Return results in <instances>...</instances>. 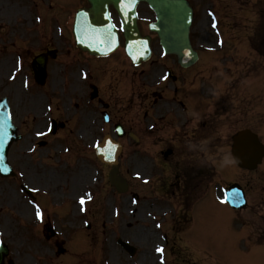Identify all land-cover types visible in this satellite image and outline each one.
I'll list each match as a JSON object with an SVG mask.
<instances>
[{
    "label": "rangeland",
    "instance_id": "rangeland-1",
    "mask_svg": "<svg viewBox=\"0 0 264 264\" xmlns=\"http://www.w3.org/2000/svg\"><path fill=\"white\" fill-rule=\"evenodd\" d=\"M5 2L6 0H0V9H2V7H7L8 12L9 10L10 12L8 13L7 17H0V20L5 22L2 23L4 25L1 24L3 28L0 32L8 36L6 37L7 40L4 41L6 44L9 41H16L15 35L13 33H15L14 30L16 29L18 22H14V17L17 12H21L20 16H22L25 20V23H23L24 27L23 29H21V34L24 35L26 39V48L28 49V53H32L34 52V50L39 49L46 42H50L52 43V45L54 44L56 46L57 43H59L60 47H63L64 44L66 45L67 43H70L72 45L69 32L71 16L73 13L72 9L80 4L79 0H31V2L34 3L35 7L30 3L29 0H7V2ZM201 5H203L204 9H208L215 13L217 12L215 0L201 1L198 5L200 9ZM223 5H225L226 7H223ZM35 9L37 10V15L43 16L44 19L42 17L41 20L36 21V15L34 13ZM219 9L221 10V13L223 12V16L220 13L223 18H221L222 20L219 19L218 34H216V36H213L211 33H209L210 29H207L209 21L201 19V17L199 16V23L195 24L194 27V37L196 36L195 39L197 38V41L199 43H204V46L213 45L231 49L232 51H229L233 54L230 55L229 53H227L225 54V56L230 55L227 57H234L237 60V65L234 66V64V68L232 67L233 71H243L246 67L248 69V66L252 60L254 64H257V57L252 54L251 49L255 44V31L258 29L259 24L262 22L261 19L264 18V0H220ZM70 10L72 11L69 12ZM14 11L16 13H13ZM230 12L231 16H229ZM225 14L226 16H224ZM51 17L54 18L53 22L51 20ZM48 20H50L51 22H49ZM56 22H61L59 24L60 28L62 29V31H65L67 37H65L61 33L58 34V31L55 27L52 28V25L54 26ZM15 47H17V45ZM12 49L13 47H10L9 45L4 49L3 53L0 55V66L1 61L5 59L6 54L9 53ZM215 56L216 55H212L211 61H204V63L217 62L219 60V57H221L222 55H218V58ZM259 62L261 65H256L260 68L259 71H249L250 78L248 85L245 86L241 83L240 85H238V89L241 93L238 96L237 100H240L242 94L246 93L245 101L247 103L243 109L246 110V112L244 114H242V112H239V114L236 112L234 122L231 123L227 128L225 127L223 131H220L219 134H217V153L219 154L218 162L221 161L220 164L222 163V161H230L231 159L230 155H228L229 150L227 144L232 131L236 132L241 128L250 127L255 131H258L259 135L261 134L262 142L264 143V60H261ZM77 67H82L92 72L91 66L83 60H79ZM9 70V67L7 66H2V69L0 67V76H5L6 71ZM207 86L208 84L206 83L203 86L204 96H210V94H206L208 88ZM57 89L58 87L56 88V91ZM26 91H28L27 94L31 93V95L34 97L37 90L29 86L28 90ZM46 96L48 98H52L53 104H62L66 99H69V97H62L61 101H59L57 94L54 97H52L50 94H46ZM13 103H15L16 117L18 121L21 120V118H19L21 112H24V114L27 113V116L24 119V125L22 126H26L25 128H27L29 126L35 125L36 118H34L33 122H31V118L28 117L32 116V113H30L31 110L29 108L30 102L28 101L27 103H24V107L20 111H18L16 107L17 103L19 102L17 100H13ZM212 104H214V102ZM67 113L68 110L63 109V114L67 115ZM61 142L63 143V141ZM80 142L83 143L82 139H80ZM58 143H60V140L55 142L56 145ZM51 144L53 145V140ZM71 145L74 146L76 144L75 142H72ZM57 148L58 146H56V149ZM15 149L18 150L17 148ZM84 162H86V164L90 163V161H87L86 159ZM228 166V169L230 171L234 170V167H231L233 166L232 163L228 164ZM92 173L93 170L91 169L90 174ZM221 173L222 176L220 175L215 177L216 182L220 180L232 182L233 178L228 179L226 177V174H224L225 172ZM77 176L79 177L78 174ZM139 176H141L140 178H148L147 175H141V173ZM231 176L234 177L236 181L239 180L240 182H246L247 180V207L235 213L228 207L217 205L214 200V195L207 196L206 198L208 199L204 198L203 205L202 203H200V206L205 209V211L209 215H211L209 211L213 213V215H211L209 219V222H211L212 224L209 223L208 229L200 230L199 236L196 228L191 231V234L193 237L199 238L196 239V241L199 246V250L202 253V259L205 256H210L211 258L214 256H218V258L221 259L218 260L219 262L226 258L227 261H230L227 263L230 264H264V247L253 246L251 245V243L245 242L242 229L243 227L247 236L252 239L257 237L259 238L261 234L264 233L261 232L264 231V161L262 162L260 167H258L251 173H239L238 175H234V173L232 172ZM248 180H251V185H249L250 183ZM139 181L141 182V179H139ZM149 186L150 181L149 184H145V189H147L146 187ZM85 190L86 189L84 187L74 186L72 184L68 185L69 194H75ZM8 196L10 200L7 199ZM44 196L48 195L46 193H39L38 195H35L40 205L45 209L46 212L50 214V220L56 223L63 224L65 225L64 227H68L69 220L66 216L67 209H64L59 203L55 208H53L50 205L49 201H44V199L42 198ZM221 196L222 192L219 191L218 197ZM53 197L57 198L58 196ZM8 201H11V204H9ZM95 203H99L98 198L95 199ZM0 205L3 206L2 210L0 211V237L5 240V243L7 244V246H9V258L12 259L16 264H100V261H103L102 255L98 254L93 255V259L96 260L97 263L87 260V257L83 252L85 247H87L84 235L82 233V235L73 234L78 230H72L69 235L70 229H57L58 238L65 240V248L67 247L69 249L68 255L60 257L56 256L55 249L52 250L53 246L51 244L45 243V241L43 242L42 238L38 235H36L35 238L38 241L41 238L40 243L35 242L33 239L25 235V232L21 230V227H23V223H28L29 225L30 220H33L32 216L28 214L31 208L18 191L13 190L11 192L2 179H0ZM94 208L91 209L92 212H96ZM129 210H133V207L131 205L129 206ZM139 211L140 213L142 212V218L140 219H136V217H132L130 215L128 216L126 212H123L122 214L124 215L125 219H129L128 221L130 223L139 224L138 226H136V228L142 230V232L144 231L142 235L143 238H148L146 236V233L149 234V231L154 233L159 232V234L164 232L165 229H161L162 232H160L161 227L157 224V222L160 221H154L150 217V214L152 216H157L156 213H150V202L144 204L142 209ZM51 213H53V215H51ZM74 215L76 216V214ZM225 217H227L226 221H224ZM143 225H148V230L143 229ZM35 230L37 234L38 230L36 228ZM66 234L69 236H66ZM84 234L87 236L86 233ZM71 235L75 241L73 240ZM93 236H95L96 238V234H94ZM98 238H101V236H99ZM153 243H156V241H153ZM75 244L78 246H75ZM165 252L169 253V248L166 247ZM185 258L186 260L183 262V264H219L218 261L213 263H206L205 261L196 263L194 261L195 257L193 255H190L188 257L185 254ZM110 259L111 261H108L104 264H117L113 262L112 258ZM148 259L149 261H143V264L161 263L159 258L157 259V257H148ZM224 263L227 264L226 262ZM168 264L172 263L169 261Z\"/></svg>",
    "mask_w": 264,
    "mask_h": 264
},
{
    "label": "flooded vegetation",
    "instance_id": "flooded-vegetation-1",
    "mask_svg": "<svg viewBox=\"0 0 264 264\" xmlns=\"http://www.w3.org/2000/svg\"><path fill=\"white\" fill-rule=\"evenodd\" d=\"M189 2L193 6L194 0ZM138 16L140 29L145 35L148 32L150 18L153 19L154 16L144 4L139 6ZM152 38L155 41L154 35ZM198 53L199 62L189 68H181L176 57L163 56L161 49L153 48L147 74L143 71L138 74V68H131L130 75L120 72L116 77L114 72H117L120 66L123 67L125 62L127 64L129 62L123 51L116 60L100 65L104 85L110 86L99 90L98 102L108 104L109 117L115 113L118 120L116 123L121 124L125 136L130 132L139 134L145 129L150 130L153 136L150 142V178L154 184L162 188L160 192L162 196L164 194L179 200L182 211L186 207L180 199L190 197L193 201L202 194L199 164L206 159L203 157V151L205 148H211L209 142L217 146L216 136L211 140L203 141V138L209 134H217L213 125L218 124V119H230L234 116L231 110L233 106L230 104L234 85L231 79L226 77L229 74L224 73L225 64H216L221 67L219 69L215 67V71L209 73L215 81L204 80L208 69L203 67L202 54ZM142 75L144 78L139 79ZM205 83L212 87L206 91L211 92L209 102L212 99V103L215 102L216 98L215 103H220L219 106L216 104L213 110H210L209 104L204 106L202 104ZM125 84L127 86H124ZM193 84H196L194 91ZM219 84L222 86L219 87ZM114 91L116 94H113ZM120 92H125V95L121 97ZM123 99L124 102L121 101ZM135 107L141 110L143 116L141 127L140 122L123 117L127 109ZM124 145L140 146L139 143L131 142Z\"/></svg>",
    "mask_w": 264,
    "mask_h": 264
},
{
    "label": "water",
    "instance_id": "water-1",
    "mask_svg": "<svg viewBox=\"0 0 264 264\" xmlns=\"http://www.w3.org/2000/svg\"><path fill=\"white\" fill-rule=\"evenodd\" d=\"M140 1L147 2L156 13V22L150 25V29L158 34L164 51L175 54L183 66L191 64L196 59L188 38L192 13L184 0H89L91 7L78 13L76 37L93 52L114 49L118 42L116 28L109 17L108 7L111 5L121 19L128 55L134 62L146 59L149 40L140 37L136 25L135 6ZM232 153L238 165L253 169L260 162L264 148L254 134L245 130L233 138ZM111 163H114V159ZM118 180L114 169L111 181L118 186ZM231 200L236 201L234 198Z\"/></svg>",
    "mask_w": 264,
    "mask_h": 264
},
{
    "label": "snow or ice",
    "instance_id": "snow-or-ice-1",
    "mask_svg": "<svg viewBox=\"0 0 264 264\" xmlns=\"http://www.w3.org/2000/svg\"><path fill=\"white\" fill-rule=\"evenodd\" d=\"M216 25L215 24H213V27H215ZM81 204H83L85 201H84V199H81ZM36 216H37V218H40V216H41V213L39 212V211H37L36 212ZM157 252H160V253H162L163 252V249H160V248H158L157 249Z\"/></svg>",
    "mask_w": 264,
    "mask_h": 264
}]
</instances>
